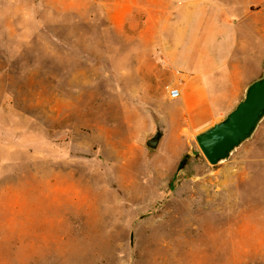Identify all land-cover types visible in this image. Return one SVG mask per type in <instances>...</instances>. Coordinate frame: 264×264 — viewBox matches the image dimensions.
<instances>
[{"label": "rangeland", "instance_id": "1", "mask_svg": "<svg viewBox=\"0 0 264 264\" xmlns=\"http://www.w3.org/2000/svg\"><path fill=\"white\" fill-rule=\"evenodd\" d=\"M29 7V34L20 15L0 19V255L9 264H264V119L215 166L193 135L179 162L170 130L149 150L151 113L164 122L174 103L161 98L175 86L157 53L140 38L101 34L106 22L85 12ZM151 59L153 80L139 83L130 62ZM26 244L37 250L9 256Z\"/></svg>", "mask_w": 264, "mask_h": 264}, {"label": "crops", "instance_id": "2", "mask_svg": "<svg viewBox=\"0 0 264 264\" xmlns=\"http://www.w3.org/2000/svg\"><path fill=\"white\" fill-rule=\"evenodd\" d=\"M45 2L54 5V11L85 12L86 20L105 21L107 29L98 26L101 34L111 30L116 36L140 38L146 41L144 51L157 53L171 74L166 82L179 89L177 99H169V89L161 95L174 102L163 123L165 134L167 129L178 138L171 146L177 162L185 140L228 113L263 69L264 0H37ZM30 3L35 0H0L5 5L0 7V19L20 15L25 21L19 33H31L25 24ZM154 36L156 44L149 42ZM130 66L139 83L153 80L152 59L131 60ZM31 250L37 249L21 245L9 256L23 260L19 253ZM6 257L0 255V264H9Z\"/></svg>", "mask_w": 264, "mask_h": 264}, {"label": "water", "instance_id": "3", "mask_svg": "<svg viewBox=\"0 0 264 264\" xmlns=\"http://www.w3.org/2000/svg\"><path fill=\"white\" fill-rule=\"evenodd\" d=\"M153 130L147 133L144 146L157 151L165 137V125L151 113ZM264 119V65L259 77L244 89L242 98L214 124L198 132L194 139L206 162L215 166L226 161L254 134Z\"/></svg>", "mask_w": 264, "mask_h": 264}, {"label": "built area", "instance_id": "4", "mask_svg": "<svg viewBox=\"0 0 264 264\" xmlns=\"http://www.w3.org/2000/svg\"><path fill=\"white\" fill-rule=\"evenodd\" d=\"M178 96H179V89L177 87H173V88L169 89L168 97L170 99H177Z\"/></svg>", "mask_w": 264, "mask_h": 264}]
</instances>
